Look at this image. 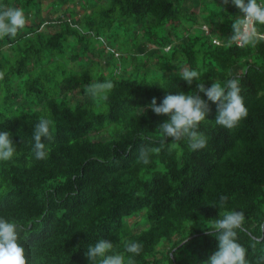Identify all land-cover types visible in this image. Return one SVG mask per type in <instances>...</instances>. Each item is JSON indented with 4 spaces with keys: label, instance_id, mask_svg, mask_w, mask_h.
Segmentation results:
<instances>
[{
    "label": "trees",
    "instance_id": "trees-1",
    "mask_svg": "<svg viewBox=\"0 0 264 264\" xmlns=\"http://www.w3.org/2000/svg\"><path fill=\"white\" fill-rule=\"evenodd\" d=\"M0 5L26 18L15 38L0 39V131L17 149L0 162V216L23 226L28 264H88L87 246L100 238L125 264L130 256L133 264H204L218 246L205 224L230 210L245 215L237 239L248 264H264V40L228 43L239 9L223 0ZM184 67L200 81L188 85ZM233 77L247 117L233 129L217 125V105L201 93L210 109L198 128L206 146L194 151L184 138L170 151L171 138L157 128L167 117L148 107L152 99ZM105 80L114 84L106 100L86 94V85ZM41 117L52 121L54 139L36 160ZM141 147L161 150L144 164ZM221 196L222 209L213 206ZM129 242L142 245L139 255L124 251Z\"/></svg>",
    "mask_w": 264,
    "mask_h": 264
},
{
    "label": "clouds",
    "instance_id": "clouds-1",
    "mask_svg": "<svg viewBox=\"0 0 264 264\" xmlns=\"http://www.w3.org/2000/svg\"><path fill=\"white\" fill-rule=\"evenodd\" d=\"M223 4H231L240 12V15L236 16L231 24L232 34L228 38L229 44L244 48L255 46L257 42L264 40V33L257 30V25H264V2H259V0H223ZM25 24L26 18L23 9L0 5V39L5 36L15 38ZM169 50V48L164 49L166 52ZM179 75L191 86L194 81H200L201 74L197 70L184 67ZM113 87L114 84L111 80L93 81L86 85L85 91L90 97L103 96V99L106 100L107 93ZM201 93L207 97L208 101L217 105L215 118L217 125L233 129L248 115V109L240 94L239 80L235 77L226 80L224 85L215 81L210 87L199 82L196 84V89L187 94L168 92L160 104H157L156 98H153L148 107L155 114L167 117L159 123L157 128L168 140L171 138L170 151L176 149L177 142L184 138L187 139L189 147L194 151L206 146V138L198 131V128L200 123L206 120V114L210 109L207 101L201 97ZM51 125V120L41 117L34 126L32 151L36 160H44L48 156V150H46L43 141L54 139L50 130ZM160 150L159 147H141L138 159L144 164H148L150 155L159 154ZM16 151L10 133L0 131V162L12 160ZM226 201L227 197L221 196L219 203L213 206L222 209ZM244 219L243 211H220L219 218L211 225L205 224L207 228L205 234L214 235L215 233L218 246L217 250L204 261V264H248L246 249L237 239V230L242 229ZM22 231L23 226L0 216V264H28L25 248L19 242V234ZM141 250L142 245L138 242L125 243L124 251L132 256L139 255ZM84 255L88 264H125L124 253L115 252L114 243L109 239L100 238L95 243L89 244ZM127 264H133L131 256L128 258Z\"/></svg>",
    "mask_w": 264,
    "mask_h": 264
},
{
    "label": "rangeland",
    "instance_id": "rangeland-1",
    "mask_svg": "<svg viewBox=\"0 0 264 264\" xmlns=\"http://www.w3.org/2000/svg\"><path fill=\"white\" fill-rule=\"evenodd\" d=\"M46 4V5H45ZM45 4H44V6H45V11H44V13L46 14V12H47V9H48V6H47V3L45 2ZM52 29V31H56L57 30V27L55 28V27H52V28H50V30Z\"/></svg>",
    "mask_w": 264,
    "mask_h": 264
},
{
    "label": "built area",
    "instance_id": "built-area-1",
    "mask_svg": "<svg viewBox=\"0 0 264 264\" xmlns=\"http://www.w3.org/2000/svg\"><path fill=\"white\" fill-rule=\"evenodd\" d=\"M259 2H264V0H260ZM260 33H264V32H260ZM216 42L220 43L218 40Z\"/></svg>",
    "mask_w": 264,
    "mask_h": 264
}]
</instances>
